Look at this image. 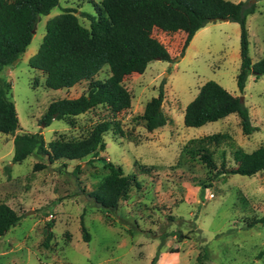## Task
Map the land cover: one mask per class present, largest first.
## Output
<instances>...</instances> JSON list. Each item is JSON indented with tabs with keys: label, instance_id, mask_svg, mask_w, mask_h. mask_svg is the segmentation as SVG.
<instances>
[{
	"label": "rangeland",
	"instance_id": "obj_1",
	"mask_svg": "<svg viewBox=\"0 0 264 264\" xmlns=\"http://www.w3.org/2000/svg\"><path fill=\"white\" fill-rule=\"evenodd\" d=\"M93 2L100 0H59L49 14L40 16L26 50L15 64L2 68L0 76L12 86L9 98L18 116L16 134L37 133L45 143L59 136L81 138L103 119L116 121L122 133H105L106 147L98 156L80 163L50 164L35 152L13 162V135L0 132V203L20 216L0 236V264H152L155 255V264H199L198 257L203 264H264V221L259 220L264 217V170L251 176L225 173L244 153L264 145V75H249L243 92L236 85L239 24L210 21L196 31L183 52L184 31L154 27L151 34L168 50L171 61L153 59L143 73L124 77L131 94L128 109L112 116L98 106L76 116L74 125L57 118L46 124L42 116L48 104L78 97L88 82L48 88L45 74L31 68L28 58L36 52L49 17L72 8L88 26L81 13L95 15ZM249 2L256 4L246 18L248 52L255 62L264 56V0ZM108 74L104 66L95 78ZM207 80L242 97L256 127L251 134L242 132L233 113L200 127L184 124L186 105ZM160 86L167 121L148 131L140 115ZM215 133L217 139H206ZM202 152L211 156L214 168L199 159ZM104 159L136 180L115 209L98 206L88 194L108 173ZM37 162L45 166L36 169Z\"/></svg>",
	"mask_w": 264,
	"mask_h": 264
},
{
	"label": "trees",
	"instance_id": "obj_2",
	"mask_svg": "<svg viewBox=\"0 0 264 264\" xmlns=\"http://www.w3.org/2000/svg\"><path fill=\"white\" fill-rule=\"evenodd\" d=\"M59 0H0V71L17 62L29 45L36 23L41 15L49 14ZM95 15L81 14L89 21L83 25L72 8L49 17L45 22V33L34 54L28 58L31 68L45 74L48 88H70L86 80V90L75 98L52 100L42 120L49 124L53 118L74 125V118L90 109L101 106L112 116L131 105V94L123 79L131 73H143L153 59L171 61L165 46L152 36L154 27L165 32L184 31L182 52L186 49L196 31L213 18H226L240 26V65L236 85L243 92L247 78L254 74L264 75V56L252 62L248 52L246 18L256 10V4L248 1L230 0H100L94 3ZM104 66L109 74L104 79L95 78ZM11 83L0 76V132L13 135L12 161H22L28 155L37 153L47 163L57 160H77L98 156L106 147L104 134L108 131L122 133L116 121H98L88 133L75 139L59 136L48 143L37 133H15L18 116L13 101L9 98ZM163 87L157 96L144 105L140 119L148 131L163 126L167 119L162 111ZM236 114L242 132L249 135L256 128L251 124L248 108L239 96L230 94L214 80H207L198 89L194 98L186 105L183 122L187 126L200 127ZM219 133L206 136L217 139ZM199 159L214 168L211 156L202 152ZM91 160V159H90ZM108 173L88 194L95 203L105 209H115L119 199L126 197L129 184L136 182L134 176L124 174L120 165L103 160ZM44 163H35L34 168H43ZM79 164L75 170H78ZM264 170V145L246 152L234 167L225 170L227 174L254 175ZM224 172V171H223ZM224 173V174H225ZM218 174L222 172L218 171ZM203 194V188L201 189ZM20 216L6 203H0V236L14 226ZM259 220L264 221V217ZM83 238L89 233L80 218ZM49 234V233H48ZM204 259L208 250L204 246ZM155 255L152 264L157 260ZM199 264L203 261L198 257ZM68 264V263H53Z\"/></svg>",
	"mask_w": 264,
	"mask_h": 264
},
{
	"label": "water",
	"instance_id": "obj_3",
	"mask_svg": "<svg viewBox=\"0 0 264 264\" xmlns=\"http://www.w3.org/2000/svg\"><path fill=\"white\" fill-rule=\"evenodd\" d=\"M216 19L215 18H213L211 21H215ZM219 20H224V21H227V19L226 18H223V19H219ZM240 100H242V97H240Z\"/></svg>",
	"mask_w": 264,
	"mask_h": 264
}]
</instances>
